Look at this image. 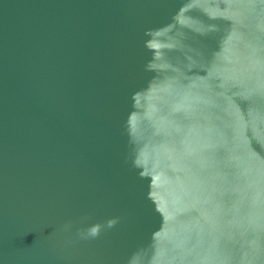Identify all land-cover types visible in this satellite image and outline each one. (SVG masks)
<instances>
[{
    "label": "water",
    "instance_id": "water-1",
    "mask_svg": "<svg viewBox=\"0 0 264 264\" xmlns=\"http://www.w3.org/2000/svg\"><path fill=\"white\" fill-rule=\"evenodd\" d=\"M0 264H264V0H0Z\"/></svg>",
    "mask_w": 264,
    "mask_h": 264
}]
</instances>
